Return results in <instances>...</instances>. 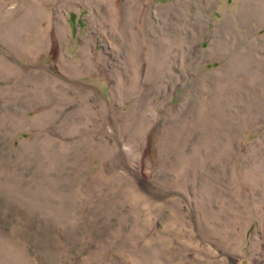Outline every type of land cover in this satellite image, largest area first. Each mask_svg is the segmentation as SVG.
I'll use <instances>...</instances> for the list:
<instances>
[{
  "label": "rangeland",
  "instance_id": "1",
  "mask_svg": "<svg viewBox=\"0 0 264 264\" xmlns=\"http://www.w3.org/2000/svg\"><path fill=\"white\" fill-rule=\"evenodd\" d=\"M0 264H264V0H0Z\"/></svg>",
  "mask_w": 264,
  "mask_h": 264
}]
</instances>
